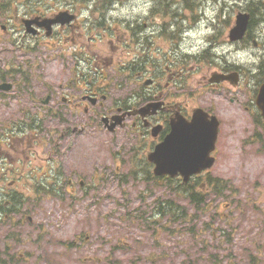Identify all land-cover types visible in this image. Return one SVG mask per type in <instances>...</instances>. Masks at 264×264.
<instances>
[{
	"label": "rangeland",
	"instance_id": "1",
	"mask_svg": "<svg viewBox=\"0 0 264 264\" xmlns=\"http://www.w3.org/2000/svg\"><path fill=\"white\" fill-rule=\"evenodd\" d=\"M234 3L235 1L226 0L224 4L231 7ZM218 7L220 8L219 5ZM230 11L234 14L233 9ZM2 23L4 24L3 21H0V24ZM210 31L202 26L197 39L212 34ZM259 40L260 38L255 41L259 42ZM192 43L185 46L189 48ZM208 46L207 43L205 50ZM1 49L7 51H0V60L13 59L15 62L17 60L22 62L23 58L25 59L24 53L15 52L13 51L14 47L0 42ZM237 49L238 46L234 45L221 51L218 48L213 51L218 50V56L228 54L231 62L252 69L256 65L254 61L256 58L253 57L255 52L253 45H249L245 51ZM97 51L99 52V50ZM43 52L41 49L35 59L40 62L39 58L42 60L47 58V62L43 66L45 70L42 71L43 81L54 88L56 87L57 63L54 59H48L52 57L53 53ZM38 62L36 64H39ZM194 69V66L190 67L191 73L197 77L192 86H197V81L203 82L204 76L218 70L207 66L199 74ZM240 97L241 100H246L244 96ZM230 98L226 99L218 94L207 92L203 94L201 101H205V103L210 101L209 109L216 107V111L227 118L233 112L230 108ZM8 104L9 107L0 105V120H21L22 117L18 110L32 108L29 103L22 102L19 96L17 99L12 98ZM236 111L241 112L239 107ZM38 113L39 111L36 109L34 114ZM241 118L244 119V116ZM55 123L56 121L52 122L48 128L54 129L55 125L59 126V122ZM237 123H241V120L235 118L229 122L227 119L226 135L223 139L221 138L220 160L214 169V176L226 179L233 188L234 192H227V197L221 199L230 204L229 209L224 208L222 217L230 216L235 219L234 228L237 229L232 235L233 245L225 244L223 239L215 241V244L223 242L225 249L221 252L229 251L233 253V258L236 254L235 262L237 263L232 262L233 258H231L228 262L223 260L224 264L230 262L232 264H249L246 249L255 258L260 257L257 261L264 264V250L258 255L255 251V246H264V148L259 144H244L243 142L246 140V133L243 131L245 125ZM230 125L236 130L240 128L238 136H236V130L231 133ZM56 131L57 134L52 139L51 148L46 149V152L58 153L56 146L58 134L60 135L61 132H58L57 128ZM106 131H102L101 128L93 131L92 139L89 138L92 145L89 150H85L88 142L84 140V137H78L76 138L77 144L82 146L80 151L75 152L63 148V152L59 153L61 155L59 157L60 164L67 179L72 178L73 173L81 174L88 182H91L94 174L102 178V181L96 185V189L90 190L89 196L85 197L84 191L79 185L75 188L74 195L78 201L74 202L64 188V190H59V193H61V197L65 198V202L57 196L44 195L39 202L36 200L26 202L24 209L28 208L29 210H26V213L29 214V219H32L30 222L27 217V221L25 220L21 224L19 218L23 217L22 214L13 215L11 222H1L0 250L4 251L5 247L9 246L19 259L18 263L9 264H144L143 261L153 254L159 256L162 261L160 263L164 264H184L187 261L188 264L211 262L208 257H205V260H200L198 253L191 250L189 251L190 259L183 256L181 249L193 241V236L186 234L173 236L166 231L171 230L168 228L170 224L165 222L157 224L159 219L155 217H153L152 223L148 221L151 218V213L154 212L156 201L158 199L166 200L172 192L165 190L167 184L161 186L162 188H157L154 185L147 186L133 179L130 175L131 171L139 172L140 170L130 168L131 160L123 166L120 159L113 158L117 157L115 154L120 145L125 144V140L121 135H111L108 132L105 133ZM241 131L243 132L241 133ZM48 136L47 131L41 135V137H45L46 141H51ZM26 142L27 140L22 141L21 138L13 139L14 146L9 147L5 141H1V144L6 145L0 152V176H5V178L2 177L3 179L0 178V188H3L6 193L17 191L23 195L31 196L36 179L29 174L28 170L32 169L31 166L35 164L40 165L41 163L43 167L47 166L49 157L42 155L45 159H39L34 155L29 156L30 152L27 149L24 150ZM66 144L69 146L70 142ZM127 144L130 146V142ZM124 156L125 154L122 155V157ZM126 158L128 160L130 155L127 154ZM117 166H121L120 171H117ZM20 171L22 172L20 173ZM12 181H15V184L18 183L14 188ZM217 200H219L218 197ZM237 202L242 204L244 220L241 213L237 211ZM252 209L263 211V214L260 216V213H252L250 212ZM196 223L198 224V222ZM215 224L218 229L231 230L225 228L220 221ZM257 224L258 226L252 229ZM8 234L13 237L12 241L7 240ZM67 246L69 250H67ZM223 254L225 253L222 252L221 255Z\"/></svg>",
	"mask_w": 264,
	"mask_h": 264
},
{
	"label": "flooded vegetation",
	"instance_id": "2",
	"mask_svg": "<svg viewBox=\"0 0 264 264\" xmlns=\"http://www.w3.org/2000/svg\"><path fill=\"white\" fill-rule=\"evenodd\" d=\"M91 0H45L41 1L40 4H35L36 6H19L16 8V14L18 16L15 18L16 21L19 19L28 18L32 20L46 19L47 15H58L67 14L77 16L84 10H90L88 4ZM201 0H182L181 10L188 12L191 10H196L197 8L191 5H199ZM243 3L238 4V0H235V10H243L250 16L249 26L246 33V38L243 43V47H248L253 45L256 51L253 57L259 61H264V0H242ZM174 3V1H173ZM201 8V6H200ZM51 13V14H45ZM78 32H76L77 34ZM259 42L255 40L259 39ZM76 38L73 39L75 42ZM16 44H34L37 46H42L47 43L46 33L39 30L38 33L33 36L26 34L20 35L19 39L16 40ZM92 39L89 38V42ZM84 46L86 43H81ZM60 46V44H57ZM81 58L86 60L88 49H80ZM74 64L71 68L72 76L65 79L62 84L60 79V85L57 91L49 88L47 91L39 90L36 87L31 88L29 85V79L26 81V86H19V80L12 79L9 84L13 85V90L11 95L0 93V99L10 101L12 98L17 99L14 95L26 88L22 94V101L29 103L32 106L31 110L38 109L40 105L41 108L48 109L49 112L53 113L54 117L58 119L59 131L58 134V144L56 149L59 150L58 153H62V149H70L77 152L82 147L76 143V141H71L76 136L83 135L88 136V132L96 125H100L98 121H95L94 110H101V114L98 113L97 117L102 120L103 128L109 131V128L116 127L115 135H121L125 140V144L120 145L118 148V156L121 157L123 166H125L123 154L131 155L132 159H138L143 162L144 165H148L149 169L153 171V164L149 162L148 156L152 153L156 147L161 144L172 131L171 124L177 121L179 117L183 116L185 119L191 121L193 115L198 111V109H203L207 111L210 115H215V108L209 109V103L201 101L204 92H216L219 93L221 97L225 98V95L232 94L233 87L230 82L224 81L218 84H212L207 86H201L203 82L197 81V86H190V96L189 90L183 85V75L184 71L172 74L167 72L164 76L162 71L158 73L155 72L151 77V86H142L140 79L141 74L137 71L136 67L124 66L123 70H116V75L119 79V90L116 94H111L110 96H102V100H99L100 92L104 89L99 87L97 89L93 88L89 74H85L82 71L78 73V70H82L83 61L78 58V54H74ZM108 58V57H107ZM180 68V66L178 67ZM1 70V69H0ZM233 71V70H232ZM223 74H231L226 68H222L221 72ZM216 74V73H215ZM126 76H135L137 80L130 79L126 85ZM112 79L111 77H108ZM208 77L204 76V83L207 84L209 81ZM8 81H0V91L1 85L7 83ZM137 84V85H136ZM241 93L242 89H236ZM256 90L246 94L247 102L240 104L241 110L247 114H250L252 121L254 122L255 113V98ZM48 100V102H47ZM231 103H235L236 99H230ZM104 101V103H103ZM191 102V104L189 103ZM203 103V104H202ZM231 108V107H230ZM232 109V108H231ZM233 110V109H232ZM232 115L237 118L239 112H234ZM27 116L30 112H26ZM230 115L228 117H230ZM11 125L14 127H25L27 125L37 126L40 130L45 131V120L37 117L36 115H31V117H26V119L20 124H15L16 122L10 121ZM224 128L227 126L224 124ZM25 131L24 133H26ZM252 134H258L255 130ZM24 135V134H23ZM220 135L225 136V132L221 124ZM27 137V135H24ZM39 134H32L29 139V151H35L33 145L39 138ZM130 142V146H127V142ZM71 142L69 146L66 143ZM66 144V145H65ZM47 147V146H46ZM50 147V145H49ZM51 148V147H50ZM215 157H220V151H216ZM119 169L121 166H117ZM210 172H203L193 179H199V186L201 193H203L202 199L199 200L200 214L190 216V222L192 227L197 229L198 237L200 235V244L202 246V251L207 254H221L224 252L226 255H231L233 253L229 251H222L225 249L223 242L227 245H233L232 235L237 229L234 228L235 219L230 216L222 217V212L224 208L229 209V205L224 200H207L205 194L209 192V186L215 187L216 183L212 179H206L209 177ZM207 180V181H205ZM75 181H80L81 185L85 182L83 179H77ZM75 181H70V184L74 185ZM207 202V204H206ZM208 206V208H207ZM214 212V213H213ZM213 213V214H212ZM195 218L198 220V224H195ZM204 219V220H203ZM194 220V221H193ZM222 222L225 228H230L228 231L226 229H218L216 222ZM237 227V226H236ZM218 237V239H217ZM236 254L234 255V257ZM237 263V262H235ZM212 264V263H204ZM217 264V263H214ZM229 264H232L230 262ZM249 264H260L250 262Z\"/></svg>",
	"mask_w": 264,
	"mask_h": 264
},
{
	"label": "water",
	"instance_id": "3",
	"mask_svg": "<svg viewBox=\"0 0 264 264\" xmlns=\"http://www.w3.org/2000/svg\"><path fill=\"white\" fill-rule=\"evenodd\" d=\"M245 28V21L241 22L237 29V33L244 32ZM195 142L196 141H191L190 143ZM198 142L205 143L204 140H200ZM186 151L189 153V155L185 153L184 148H182L181 151L179 149V152L175 153V158H167L166 163H163L164 161L157 160L156 162L159 166L158 173H169L171 175H176L178 172H181L182 174L190 175L191 173L199 171V168L203 167V165L206 163V157L208 155V152H206L204 149L195 153H192L193 151H191V149ZM187 162H189V165L193 170L187 171Z\"/></svg>",
	"mask_w": 264,
	"mask_h": 264
},
{
	"label": "trees",
	"instance_id": "4",
	"mask_svg": "<svg viewBox=\"0 0 264 264\" xmlns=\"http://www.w3.org/2000/svg\"><path fill=\"white\" fill-rule=\"evenodd\" d=\"M174 189L175 190H173V193L177 192L176 195H179V197H181L183 199H188L191 204L197 203L198 199H200V193L197 192L196 190L191 189L190 187H188L186 185H178L177 187H174ZM43 191H45L46 193H49V190H47V189H45ZM13 200H14V202H12ZM10 201H11V206H9V207L5 206L4 203L0 204V210L3 213H5L4 215L10 214V213H12V211L14 212L15 210L12 206L16 205V201H17V203H19L18 200L15 199V197H13V196H11ZM172 207H174V206H172ZM166 215H169V214H166ZM171 215H172L173 219H176L177 216H182L183 213L181 210L176 211L174 209Z\"/></svg>",
	"mask_w": 264,
	"mask_h": 264
}]
</instances>
